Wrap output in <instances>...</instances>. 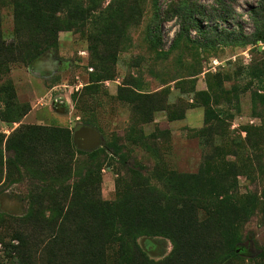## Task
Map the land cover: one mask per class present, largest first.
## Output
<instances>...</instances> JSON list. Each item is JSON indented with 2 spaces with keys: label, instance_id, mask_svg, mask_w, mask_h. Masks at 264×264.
Here are the masks:
<instances>
[{
  "label": "rangeland",
  "instance_id": "374dc122",
  "mask_svg": "<svg viewBox=\"0 0 264 264\" xmlns=\"http://www.w3.org/2000/svg\"><path fill=\"white\" fill-rule=\"evenodd\" d=\"M13 2L0 0L7 44L14 38ZM75 2L85 13L59 15L54 49L0 65V239H9L13 218L27 213L31 190L44 191V205L66 210L75 174L91 172L106 203L134 197L138 186L155 194L165 183L172 186L167 175L184 176L198 195V217L212 218L223 240L240 236L241 259L231 264H264V106L256 102L264 95V49L258 54L252 43L263 28V15L253 16L261 0ZM221 31L232 36L224 39ZM212 59L221 63L216 73L208 72ZM259 63L263 86L250 77ZM207 93L209 118L216 119L205 124L198 95ZM196 108L203 111L202 126L193 128L201 123L193 111L189 127L186 113ZM84 124L100 134L92 155L76 152L74 133ZM12 149L30 158L67 151L77 162L50 179L29 162L7 165ZM136 243L156 262L172 250L169 239L154 234ZM107 257L114 264L116 246L107 248Z\"/></svg>",
  "mask_w": 264,
  "mask_h": 264
},
{
  "label": "trees",
  "instance_id": "16d2710c",
  "mask_svg": "<svg viewBox=\"0 0 264 264\" xmlns=\"http://www.w3.org/2000/svg\"><path fill=\"white\" fill-rule=\"evenodd\" d=\"M75 1L14 0V38L5 43L1 40L0 30V65L30 62L43 52L54 49L62 22L59 15H69L67 17L70 18L85 13ZM215 1L221 3V0ZM86 11L89 13L92 10ZM196 12L202 15L199 10ZM261 15L263 28L256 29L252 42L258 54L261 52L257 45L264 43V0H261V7L253 12L254 19ZM208 30V34L211 33V29ZM220 36L229 39L232 33L221 31ZM250 77L260 80L263 86V63L252 67ZM221 81H217L218 89ZM198 96L205 108V124H208L216 119L209 118L212 113L210 95ZM256 102L264 106L263 93L258 95ZM82 126L89 125H80L75 131ZM9 142L7 140L6 143L8 152ZM12 150L13 156L7 159V165L25 167L27 162L32 163L38 171L43 169L41 172L45 178L57 179L61 168L69 173L70 166L74 165L72 154L67 151L61 156L37 155L30 158L26 150ZM76 152L92 155L96 150L87 152L77 149ZM90 174L70 176L74 183L67 188L70 193L67 195L69 204L66 210L51 202L44 205L45 202L40 200L44 191L31 190L27 213L13 218L9 239H0V264H109V246L117 247L114 264H231V259H241L237 246L240 236L223 240L224 234H220L222 230L212 218L198 217V195L190 187L193 185H184V176L175 178L167 175V182L172 186L165 183L164 190L155 194L146 190V186L133 188L134 197L131 198L135 203L129 201L131 198L126 195L117 202L106 203L99 198V187L96 190L93 187L99 182L93 181ZM33 176L40 179L42 173H34ZM130 191L131 188H128L126 193ZM157 197L162 199L154 201ZM174 201L181 203V207L171 205ZM75 206L78 208L74 209ZM47 211H51L48 216ZM150 234L163 236L172 243L171 252L161 261L149 259L136 243L140 235Z\"/></svg>",
  "mask_w": 264,
  "mask_h": 264
},
{
  "label": "water",
  "instance_id": "95a60500",
  "mask_svg": "<svg viewBox=\"0 0 264 264\" xmlns=\"http://www.w3.org/2000/svg\"><path fill=\"white\" fill-rule=\"evenodd\" d=\"M74 142L79 150L90 152L100 146V134L92 127L82 126L75 131Z\"/></svg>",
  "mask_w": 264,
  "mask_h": 264
},
{
  "label": "built area",
  "instance_id": "2783aa9c",
  "mask_svg": "<svg viewBox=\"0 0 264 264\" xmlns=\"http://www.w3.org/2000/svg\"><path fill=\"white\" fill-rule=\"evenodd\" d=\"M257 48L259 50H263L264 49V43H259L257 45ZM220 66H221V63L217 59H212L209 62V70H208V72L216 73L218 71V69L220 68Z\"/></svg>",
  "mask_w": 264,
  "mask_h": 264
},
{
  "label": "crops",
  "instance_id": "0c3cea01",
  "mask_svg": "<svg viewBox=\"0 0 264 264\" xmlns=\"http://www.w3.org/2000/svg\"><path fill=\"white\" fill-rule=\"evenodd\" d=\"M193 111H195V112H198L199 114H198V116L201 118V123L199 124V125H196V127H193V125L189 122H187V120H186V118H187V116H188V114H190V113H192ZM198 116H196L197 118L196 119H198ZM185 123L189 126V127H193V128H199V127H201L202 126V123H203V111L201 110V109H198V108H196V109H192V110H189L187 113H186V117H185ZM93 128V127H92Z\"/></svg>",
  "mask_w": 264,
  "mask_h": 264
}]
</instances>
